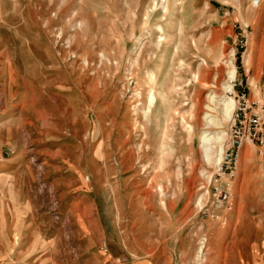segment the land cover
Wrapping results in <instances>:
<instances>
[{
    "label": "rangeland",
    "instance_id": "1",
    "mask_svg": "<svg viewBox=\"0 0 264 264\" xmlns=\"http://www.w3.org/2000/svg\"><path fill=\"white\" fill-rule=\"evenodd\" d=\"M241 88L264 0H0V264H264V158L228 211L201 146Z\"/></svg>",
    "mask_w": 264,
    "mask_h": 264
},
{
    "label": "built area",
    "instance_id": "2",
    "mask_svg": "<svg viewBox=\"0 0 264 264\" xmlns=\"http://www.w3.org/2000/svg\"><path fill=\"white\" fill-rule=\"evenodd\" d=\"M238 85H242V80ZM236 96L237 102L231 114L211 188L212 202L223 205L224 210L228 211L234 203V194L228 182L236 178L243 147L246 144L253 145L257 156L264 158V95L261 102L250 100L249 93L241 88Z\"/></svg>",
    "mask_w": 264,
    "mask_h": 264
},
{
    "label": "bare ground",
    "instance_id": "3",
    "mask_svg": "<svg viewBox=\"0 0 264 264\" xmlns=\"http://www.w3.org/2000/svg\"><path fill=\"white\" fill-rule=\"evenodd\" d=\"M71 14L73 15L74 13ZM228 75L230 79H233V77L235 76V69L233 68L232 70H230ZM231 88L232 87L230 85L225 86V89L228 91H231ZM234 106L235 105L232 98H224L222 100V115L225 119L231 118V114L234 109ZM208 120L209 122L212 121V119H208ZM224 134L226 133L223 132L222 134L215 136V135H210V133H207L206 131H203L201 133V143H202L201 146L203 147L206 156H209L210 152H212L213 161L215 163H218L221 158ZM212 149H214V151H212Z\"/></svg>",
    "mask_w": 264,
    "mask_h": 264
}]
</instances>
